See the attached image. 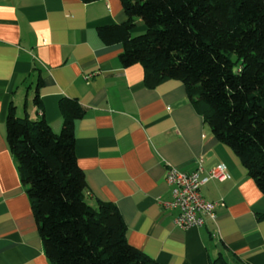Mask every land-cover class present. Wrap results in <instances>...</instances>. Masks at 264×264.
<instances>
[{
    "label": "crops",
    "instance_id": "1",
    "mask_svg": "<svg viewBox=\"0 0 264 264\" xmlns=\"http://www.w3.org/2000/svg\"><path fill=\"white\" fill-rule=\"evenodd\" d=\"M126 18L121 0H0V264H52L7 140L10 104L19 117L43 115L60 132L65 97L85 110L75 122V152L86 198L117 206L130 244L159 264H213L220 256L264 264V193L183 81L149 87L142 64H122L123 43L99 36L100 27ZM136 22L133 32H143ZM200 164L202 193L217 203L216 218L184 229L177 210L163 205L173 196L166 174ZM218 164L230 178H208Z\"/></svg>",
    "mask_w": 264,
    "mask_h": 264
},
{
    "label": "trees",
    "instance_id": "2",
    "mask_svg": "<svg viewBox=\"0 0 264 264\" xmlns=\"http://www.w3.org/2000/svg\"><path fill=\"white\" fill-rule=\"evenodd\" d=\"M121 1L126 20L100 27L99 36L123 43L122 64H142L149 87L183 81L264 193V0ZM138 18L146 29L135 34ZM34 102L41 106L38 90ZM61 109L60 132L43 115L19 117L13 103L7 115V140L51 263L159 264L129 243L114 203L87 200L75 152V122L85 110L68 97ZM213 264L229 263L220 256Z\"/></svg>",
    "mask_w": 264,
    "mask_h": 264
},
{
    "label": "built area",
    "instance_id": "3",
    "mask_svg": "<svg viewBox=\"0 0 264 264\" xmlns=\"http://www.w3.org/2000/svg\"><path fill=\"white\" fill-rule=\"evenodd\" d=\"M204 168L200 164L191 172L179 171L169 167L166 174L168 183L172 186V199L164 202L165 208L176 209V223L184 229L190 227H202L206 223V217L216 218L215 201H210L203 196L202 185L206 179L201 178ZM208 178L226 180L230 174L223 164L210 169Z\"/></svg>",
    "mask_w": 264,
    "mask_h": 264
}]
</instances>
